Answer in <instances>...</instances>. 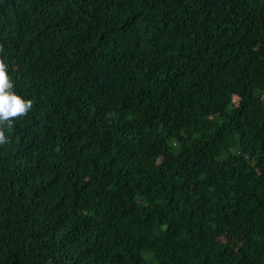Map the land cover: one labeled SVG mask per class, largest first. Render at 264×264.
I'll return each instance as SVG.
<instances>
[{
	"label": "trees",
	"instance_id": "trees-1",
	"mask_svg": "<svg viewBox=\"0 0 264 264\" xmlns=\"http://www.w3.org/2000/svg\"><path fill=\"white\" fill-rule=\"evenodd\" d=\"M0 46V264H264V0H0Z\"/></svg>",
	"mask_w": 264,
	"mask_h": 264
},
{
	"label": "clouds",
	"instance_id": "clouds-1",
	"mask_svg": "<svg viewBox=\"0 0 264 264\" xmlns=\"http://www.w3.org/2000/svg\"><path fill=\"white\" fill-rule=\"evenodd\" d=\"M0 52H3L0 46ZM34 101L18 94L8 73V66L0 59V146L9 143L8 133L15 122L26 117L33 108Z\"/></svg>",
	"mask_w": 264,
	"mask_h": 264
}]
</instances>
